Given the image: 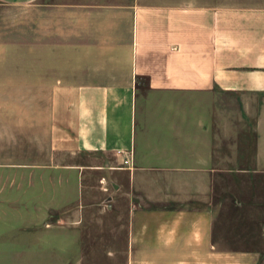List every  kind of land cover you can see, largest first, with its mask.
I'll return each mask as SVG.
<instances>
[{"label":"crops","instance_id":"0c3cea01","mask_svg":"<svg viewBox=\"0 0 264 264\" xmlns=\"http://www.w3.org/2000/svg\"><path fill=\"white\" fill-rule=\"evenodd\" d=\"M0 4L30 11L27 37L0 32V264H54L104 232L126 233V264H165L167 217L190 219L187 248L258 264L264 0ZM124 196L126 227L85 225Z\"/></svg>","mask_w":264,"mask_h":264},{"label":"rangeland","instance_id":"374dc122","mask_svg":"<svg viewBox=\"0 0 264 264\" xmlns=\"http://www.w3.org/2000/svg\"><path fill=\"white\" fill-rule=\"evenodd\" d=\"M29 6L28 5H3L0 4V32H5L7 35H15L20 37H27L29 30ZM92 178L94 175L91 176ZM138 199V197L135 196ZM124 208L118 213L111 212L101 216L94 212L85 222V225L95 227H126L128 225V201L124 196L122 197ZM74 215V212H71ZM70 213V214H71ZM55 214H57L55 212ZM71 214V215H72ZM157 220L156 218L154 219ZM181 222L182 231L176 234L167 235V241H174L181 248L168 249L165 255V264H254L256 261L251 253H241L242 250L236 249H190L189 242L192 241V236L189 233V218H166V226L175 229L177 222ZM215 225H220L226 219H215ZM229 223L237 226L239 219L230 218ZM98 238L91 241L96 248L84 250H69L56 251L54 257V264H126L127 250H126V233H111L104 232L97 234ZM215 240L221 238V233L215 234ZM229 236V243L233 245L237 240L241 239L244 242V236L236 233H231ZM250 237H255L250 235ZM257 237V235H256ZM254 238H252L253 241ZM221 241V240H220ZM258 245L264 246V234L261 238L256 239ZM247 244H250L247 242ZM111 247V249L109 248ZM253 252V251H252ZM257 252V251H255ZM261 260L264 259V249H262ZM80 254V255H79ZM253 258V259H252ZM257 264V263H256Z\"/></svg>","mask_w":264,"mask_h":264}]
</instances>
